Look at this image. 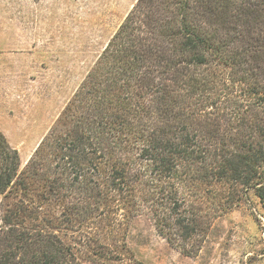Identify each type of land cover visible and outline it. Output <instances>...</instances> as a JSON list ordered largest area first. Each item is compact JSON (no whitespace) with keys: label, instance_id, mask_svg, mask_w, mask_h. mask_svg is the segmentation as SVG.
<instances>
[{"label":"trees","instance_id":"1","mask_svg":"<svg viewBox=\"0 0 264 264\" xmlns=\"http://www.w3.org/2000/svg\"><path fill=\"white\" fill-rule=\"evenodd\" d=\"M250 191L264 207V0H137L24 168L0 131V264H144L143 214L193 256Z\"/></svg>","mask_w":264,"mask_h":264},{"label":"rangeland","instance_id":"2","mask_svg":"<svg viewBox=\"0 0 264 264\" xmlns=\"http://www.w3.org/2000/svg\"><path fill=\"white\" fill-rule=\"evenodd\" d=\"M136 1L0 0V131L19 151L21 168ZM60 235L76 244L71 232ZM126 240L129 262L264 264V207L250 191L239 206L214 220L193 256L160 236L146 214L129 223ZM76 248L84 264H101L82 245Z\"/></svg>","mask_w":264,"mask_h":264}]
</instances>
